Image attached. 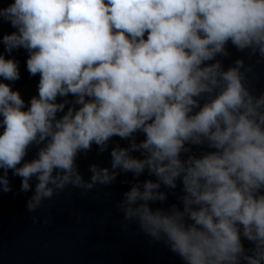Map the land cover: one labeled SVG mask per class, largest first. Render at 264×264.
Returning <instances> with one entry per match:
<instances>
[{"label": "clouds", "instance_id": "clouds-1", "mask_svg": "<svg viewBox=\"0 0 264 264\" xmlns=\"http://www.w3.org/2000/svg\"><path fill=\"white\" fill-rule=\"evenodd\" d=\"M0 20L16 29L0 43L25 49L40 77L26 110L0 81V195L9 170L21 192L35 178L36 213L69 187L86 194L131 174L116 205L124 230L135 224L183 264H264V91L250 77L264 60V0H14ZM229 43L246 58L225 69ZM0 78L20 79L3 54ZM114 137L127 146L86 180L78 155Z\"/></svg>", "mask_w": 264, "mask_h": 264}]
</instances>
